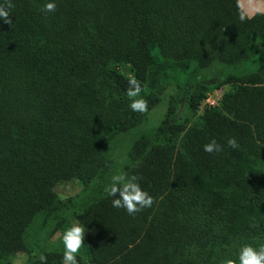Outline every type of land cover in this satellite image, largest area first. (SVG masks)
Wrapping results in <instances>:
<instances>
[{"label":"trees","instance_id":"16d2710c","mask_svg":"<svg viewBox=\"0 0 264 264\" xmlns=\"http://www.w3.org/2000/svg\"><path fill=\"white\" fill-rule=\"evenodd\" d=\"M11 2V25L0 18V264L22 251L26 264H41L40 255L62 264V251L47 250L42 237L29 243L26 233L38 214L45 224L70 205L88 230L78 264H209L214 243L264 237L260 62L190 124L174 122L181 132L132 136L123 172L137 177L152 207L135 215L114 208L117 197L105 190L111 173L103 178L104 165L98 173L109 139L145 120L129 107V78L142 84L148 107L172 83L170 109L186 84L193 106L201 69L261 48L264 12L248 16L238 0H142L135 17L124 0H54L55 12L44 10L50 0ZM212 139L219 154L204 151ZM96 176L101 183L85 199L54 191L61 181Z\"/></svg>","mask_w":264,"mask_h":264},{"label":"rangeland","instance_id":"374dc122","mask_svg":"<svg viewBox=\"0 0 264 264\" xmlns=\"http://www.w3.org/2000/svg\"><path fill=\"white\" fill-rule=\"evenodd\" d=\"M238 1L240 4V0ZM140 2H142V0H124L128 11L134 17L137 16L138 11H140ZM243 2L244 4H240V6H243V10L248 16H252L258 11L264 12V0H244ZM258 62H260V64L257 66V69L264 73V42L261 43V48L259 47V50L257 49L254 55H241L236 57L233 63L230 64L214 61L210 66L201 69L197 74V78L200 79L203 87L197 91L199 98L193 106H190L186 99L190 94V84H186L185 87L187 89L185 88V90L180 92L181 94L179 96L174 98V100L177 101L174 107L175 110L170 109V97L176 94L177 88L173 83L166 85L157 101L148 107V111L145 112V120L141 125L131 133L117 135V137L109 139L105 154L99 158L101 168L98 173L101 174L103 165V178L110 173L109 177H112L117 172L123 171V166L128 161L126 150L132 136L136 133L152 132L151 135L160 140L164 139L162 133L164 128H166L167 131L171 129L175 133L181 132L180 126L175 129L172 128L174 122H182L187 125L190 124L205 107L213 106L210 105L209 101L215 100L216 102L224 91L231 88L230 81L241 80L239 76L249 71L251 72L254 65ZM118 68L122 72L130 74L128 65H119ZM98 176L90 181H82L79 179L61 181L54 186V191L61 199L69 197L81 200L85 199L92 195L94 190L99 187L102 176L101 178ZM73 211H78V209L75 205H70L57 217L48 220L45 224H43V216L38 214L27 227L26 236L29 243L34 240V237H42L45 238L44 247L47 250H60L64 252L62 236L74 222H77L72 217ZM87 232L88 230L85 228V235ZM244 245H251L254 248L264 246V237L260 236L258 233L250 232L239 238L234 236L229 238V240L214 243L207 249L211 253L209 264H226L228 259H232L236 261V264H239V251ZM198 252V249L194 247L192 253L196 254ZM28 258L29 254L26 251L19 252L12 264H26Z\"/></svg>","mask_w":264,"mask_h":264},{"label":"clouds","instance_id":"9594fccd","mask_svg":"<svg viewBox=\"0 0 264 264\" xmlns=\"http://www.w3.org/2000/svg\"><path fill=\"white\" fill-rule=\"evenodd\" d=\"M14 6L11 0H4V3L0 4V18L10 25L12 23L10 10ZM44 10L46 12H55L57 6L54 0L46 3ZM239 19L241 22L246 19L243 12L240 14ZM128 85L126 94L130 100V109L138 113L147 112L148 102L140 96V93L144 90L140 81L136 77H131L128 80ZM227 144L230 148L239 147L238 141L234 137H230L227 140ZM203 148L205 152L210 154H219L223 151V146L215 139L205 144ZM105 190L109 196L117 197L112 200V206L125 209L129 215H135L146 208H150L155 202L154 198L141 188L135 175H129L123 171H119L112 176L111 184L106 186ZM62 241L64 244L62 264H78L77 254L85 241V226L74 222L64 232ZM46 259L45 255L39 256L41 264H46ZM238 261L239 264H264V246L259 248H254L251 245L242 246L239 251ZM226 264H236V261L228 259Z\"/></svg>","mask_w":264,"mask_h":264},{"label":"built area","instance_id":"2783aa9c","mask_svg":"<svg viewBox=\"0 0 264 264\" xmlns=\"http://www.w3.org/2000/svg\"><path fill=\"white\" fill-rule=\"evenodd\" d=\"M220 98V97H219ZM217 102H218V100H216V102H215V100H211V101H209V103H210V105H216L217 104ZM215 103V104H214Z\"/></svg>","mask_w":264,"mask_h":264},{"label":"crops","instance_id":"0c3cea01","mask_svg":"<svg viewBox=\"0 0 264 264\" xmlns=\"http://www.w3.org/2000/svg\"><path fill=\"white\" fill-rule=\"evenodd\" d=\"M244 0H240V4L242 5V4H244V2H243ZM243 7V6H242Z\"/></svg>","mask_w":264,"mask_h":264}]
</instances>
